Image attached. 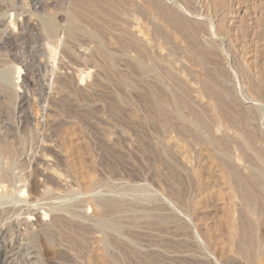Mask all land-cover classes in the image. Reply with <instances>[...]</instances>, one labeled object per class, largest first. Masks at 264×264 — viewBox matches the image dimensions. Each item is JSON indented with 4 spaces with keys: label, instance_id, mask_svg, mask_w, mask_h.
<instances>
[{
    "label": "rangeland",
    "instance_id": "1",
    "mask_svg": "<svg viewBox=\"0 0 264 264\" xmlns=\"http://www.w3.org/2000/svg\"><path fill=\"white\" fill-rule=\"evenodd\" d=\"M152 1L0 0V264H264V0Z\"/></svg>",
    "mask_w": 264,
    "mask_h": 264
},
{
    "label": "bare ground",
    "instance_id": "2",
    "mask_svg": "<svg viewBox=\"0 0 264 264\" xmlns=\"http://www.w3.org/2000/svg\"><path fill=\"white\" fill-rule=\"evenodd\" d=\"M76 1H80V0H76ZM88 2H92L91 4H93V5H95V1L96 0H87ZM151 1V0H150ZM156 1V0H155ZM155 1L153 0L151 3L155 6ZM113 2H114V0H113ZM78 3V2H77ZM84 2H82V4H83ZM97 3V2H96ZM98 3H101L100 2V0H98ZM103 3V2H102ZM109 3V2H108ZM116 3V2H115ZM157 3H158V0H157ZM80 4V3H79ZM81 5V4H80ZM99 5V4H98ZM104 6V5H103ZM109 6V5H108ZM95 7H96V5H95ZM153 7V6H152ZM157 8H158V4H157V6H156ZM159 7H161V8H158V9H162L163 7L162 6H159ZM98 8V7H97ZM100 8V7H99ZM110 8V7H109ZM111 9V8H110ZM153 9V8H152ZM155 10V9H154ZM159 10V11H160ZM161 12H163V9H162V11ZM160 13V12H159ZM164 14L163 15H165V11L163 12ZM162 15V14H161ZM166 17V16H165ZM164 18V17H163ZM72 19V18H71ZM71 19H70V21H71ZM179 20V19H178ZM184 20V19H183ZM73 21V20H72ZM70 22V27H71V29H70V31H69V33H68V35H70L71 37H73L74 36V34H75V32L78 30V28H77V26L73 23V22ZM174 21H175V19H174ZM182 21V20H181ZM50 22H52V23H49V20H48V23L49 24H47L48 26H44L45 24H43V26H44V28H46V27H48V31H47V29H45L46 30V32H48V34L50 33V35L52 34L53 35V33H55V31H54V29H55V27L56 26H54V24H53V21H50ZM186 22V21H185ZM176 25V24H175ZM183 25V24H182ZM186 25V24H185ZM178 26V25H177ZM33 28V27H32ZM36 28V27H35ZM182 28H185V27H182ZM193 28L189 25V27H188V29H186V32L188 33V35H189V39L187 38V40L189 41L190 40V42L192 43V45H193V47L195 48V49H197L198 50V48L196 47V39H195V33H194V30H192ZM195 29V28H194ZM56 30V29H55ZM122 34V33H121ZM51 35V36H52ZM188 35H187V37H188ZM90 36H92V35H90ZM188 45H190V44H188ZM192 45H190V47L192 46ZM198 45V44H197ZM199 47V46H198ZM99 50V49H98ZM203 50H206L205 48H203ZM209 50H211V49H209ZM207 52H209L208 50H206ZM54 51L53 50H49V54H50V56L52 57V54H54L53 53ZM97 52V51H96ZM197 52V51H196ZM206 52V53H207ZM99 53H100V51H99ZM200 53H201V51H200ZM206 53L205 52H202L201 54V58H202V60L204 59L205 60V58H206ZM101 54V53H100ZM54 56V55H53ZM110 57V56H109ZM108 57V59H112V58H109ZM138 58V57H137ZM143 58V57H142ZM137 61H136V67H137V69H139V70H144L145 69V64L142 62L143 61V59H142V61H141V59H136ZM203 60V61H204ZM147 70V69H146ZM210 81V80H209ZM54 85V84H53ZM215 85V84H214ZM84 86V85H83ZM85 88V87H84ZM209 89H212V88H209ZM16 91V90H15ZM158 91V90H157ZM211 91V90H210ZM156 92V91H155ZM218 92V91H217ZM216 92V93H217ZM20 93V92H19ZM157 93V92H156ZM213 94V93H212ZM21 95V94H20ZM50 95V94H49ZM155 95V94H154ZM216 95V94H215ZM145 96V95H144ZM220 96V95H219ZM222 96V98H223V94L221 95ZM146 97L150 100V103H152L153 105H154V102L153 101H155L154 100V98H153V93H152V90L150 89V90H148V92H147V94H146ZM215 97H217V96H215ZM158 98V97H157ZM221 98V97H220ZM177 99H179V98H177ZM216 99V98H215ZM162 100V99H161ZM161 100L159 99V101L161 102ZM180 100V99H179ZM222 100V99H221ZM221 100H219V98H218V101H219V103H220V101ZM59 101V100H58ZM217 101V100H216ZM224 101V100H223ZM156 102H157V100H156ZM164 102V101H163ZM223 103V102H222ZM225 103V102H224ZM23 95L20 97V99H19V104H18V111H21L22 110V107H23ZM158 104V103H157ZM156 104V105H157ZM233 105V104H232ZM153 107V106H152ZM157 108H158V105H157ZM160 108V107H159ZM7 109V108H6ZM111 109V108H110ZM112 109H113V107H112ZM162 109V108H161ZM234 109V108H233ZM114 110H115V107H114ZM118 110V109H117ZM120 110V109H119ZM151 110V109H150ZM159 110V109H158ZM109 111H111V110H109ZM113 111V110H112ZM162 110H160V112H156V120L160 123V122H162L163 121V119H164V115L162 114V112H161ZM164 112H165V110H163ZM115 112V111H114ZM163 112V113H164ZM36 113V112H35ZM116 113V112H115ZM166 113V112H165ZM164 113V114H165ZM243 113V112H242ZM155 114V113H154ZM153 117V116H152ZM166 117L168 118V116L166 115ZM33 120H34V118H33ZM32 120V121H33ZM241 120V119H240ZM164 122H165V120H164ZM200 122V121H199ZM244 122V121H243ZM246 122H247V119L245 120V124L244 125H248V124H246ZM29 123V122H28ZM166 123V122H165ZM170 123V122H169ZM172 123V122H171ZM201 123V122H200ZM24 123L23 122H21L18 126H20L19 128H24L25 126L23 125ZM27 124V123H26ZM163 124V123H162ZM162 124H160V126L162 125ZM242 124V123H241ZM165 125V124H164ZM164 125H163V127L162 128H165L164 127ZM243 125V126H244ZM24 126V127H23ZM245 128V127H244ZM212 141V140H211ZM244 141V140H243ZM209 142V141H208ZM212 142H214V141H212ZM215 142H217L216 144L219 146V148L223 151V150H227L228 149V146L229 145H227L226 144V142L223 140V138H221L220 140H216ZM214 142V143H215ZM212 144V143H211ZM215 144V145H216ZM217 146V147H218ZM249 146V145H248ZM144 147V146H143ZM258 149V148H257ZM229 150V149H228ZM258 151V150H257ZM260 151V150H259ZM224 153V152H223ZM257 153V152H256ZM229 154V153H228ZM233 154V153H232ZM258 154H260V153H258ZM222 155V154H221ZM262 155V154H261ZM233 156V155H232ZM250 156V155H249ZM227 157H228V155H227ZM230 157V156H229ZM258 157H260L259 155H258ZM261 157H263L264 158V156H261ZM229 159V158H228ZM236 159V158H235ZM225 160V159H224ZM227 160V159H226ZM226 160H225V162H226ZM223 161V160H222ZM246 161V160H245ZM224 162V161H223ZM232 163V162H231ZM256 163V162H255ZM225 163H223V165H224ZM225 167H227V168H229L228 167V164L226 163L225 165H224ZM229 166H230V164H229ZM29 168V167H28ZM232 168H229L228 170H230L232 173H233V175H234V177L235 178H237L236 180L239 182V185L242 187V189H243V191H244V195L243 196H245V198H247V200L248 199H251L252 197H254L255 195H256V193H259V196H261L260 194H262V195H264V169H260L259 171V173L258 174H255V175H253V176H248L249 177V179H242V178H240V177H238L237 176V174H236V172H235V170H234V168L231 170ZM2 171H3V169H2ZM1 170H0V181L1 182H3V177H5V178H8L9 177V175L7 174V173H3ZM4 172H5V170H4ZM230 172V173H231ZM42 175V174H41ZM174 175V174H173ZM173 175H172V177H173ZM44 176V175H43ZM35 192V191H34ZM44 192V191H43ZM43 192H41V193H43ZM256 192V193H255ZM37 194V193H36ZM255 194V195H254ZM33 197V196H32ZM31 197V198H32ZM38 197V196H37ZM262 197V196H261ZM30 198V197H29ZM254 199V198H253ZM252 199V200H253ZM256 199H257V196H256ZM21 201V200H20ZM110 201V200H109ZM5 202V201H4ZM26 202V201H25ZM112 202H113V200H112ZM121 202V201H120ZM249 202L250 201H248V204H249ZM255 201H253V203H254ZM19 203V202H18ZM106 203H107V201H106ZM111 203V202H110ZM114 203H115V201H114ZM114 203H113V205H114ZM251 203V202H250ZM253 203H251V204H253ZM118 205H119V203H117ZM117 204L115 203V205L114 206H116L117 207ZM255 204V203H254ZM108 205V204H107ZM111 206H113L112 204H110ZM257 206H256V208L258 209L259 208V205H261V203L259 204L258 202H257V204H256ZM263 205V204H262ZM253 207V206H252ZM252 207H249V208H252ZM3 208V207H2ZM109 208V207H108ZM110 208H112V207H110ZM49 209V208H48ZM253 209V208H252ZM111 210V209H110ZM251 211V210H250ZM83 212V211H82ZM251 213H253V211L251 212ZM30 214H31V210H29L28 208H24V207H12V209H8V208H5V210L3 209V210H1V212H0V217L1 218H3V219H5V220H7V219H9V218H11L12 216H14V215H20V216H25V219L27 218V217H29L30 216ZM67 214V213H66ZM103 214V213H102ZM102 214H100L99 213V215H102ZM42 215H44V214H42ZM95 215V214H94ZM98 215V216H99ZM46 216V215H45ZM59 216V215H58ZM62 216V215H61ZM57 217L56 216V218L53 220V221H51V222H53L54 224V228H56V230L57 231H61V229L64 227V228H69V229H71L72 231H75L76 233L77 232H79V231H86L89 227H86L85 226V224L83 225V224H80V223H76L75 222V220L73 221V219H72V222H70V221H66L67 219H65V220H63V218L62 217H64V216H62V217ZM41 217H43V216H41ZM70 217V216H69ZM73 217V216H72ZM102 217V216H101ZM36 219H38L37 217H35ZM67 218V217H66ZM69 219V218H68ZM76 219V218H75ZM52 220V219H51ZM246 220V219H245ZM4 221V220H3ZM31 221V220H30ZM33 221H34V219H33ZM81 221V220H80ZM189 221V220H188ZM73 222H75V223H73ZM79 222V221H78ZM115 223H117V222H115ZM127 223H129V222H127ZM156 223V222H155ZM246 223V222H245ZM249 223V222H248ZM110 224V223H109ZM118 224V223H117ZM26 226H28L29 225V223L28 222H26V224H25ZM34 225V224H33ZM115 225V224H114ZM249 225H251V224H249ZM110 226V225H109ZM113 226V225H112ZM117 226V225H116ZM116 226H114V227H116ZM106 227V226H105ZM119 227H120V225H119ZM245 227H246V225H245ZM29 228V227H28ZM63 228V229H64ZM109 228V227H108ZM111 228V227H110ZM120 228H122V227H120ZM7 229V228H6ZM62 229V230H63ZM114 229V228H113ZM119 229V228H118ZM89 230H90V228H89ZM121 230H123V229H121ZM63 231H65V229L63 230ZM67 231V230H66ZM109 231V230H108ZM119 231V230H118ZM8 232V231H7ZM7 232H6V230L4 231H1L0 230V249H1V247H2V243L3 242H5L6 241V238H7ZM62 232V231H61ZM120 232V231H119ZM249 232V231H248ZM67 232H65V234H66ZM69 233V232H68ZM67 233V234H68ZM71 233V232H70ZM74 233V232H73ZM56 234H58V232L56 233ZM62 234V233H61ZM60 234V236H62ZM249 234V233H248ZM9 235V234H8ZM120 235V234H119ZM70 236V235H69ZM105 236V235H104ZM53 237V236H52ZM51 236H49V237H47L48 239V241L49 242H54L55 240H56V238L54 237V238H52ZM57 237V236H56ZM63 237V236H62ZM68 237V236H67ZM115 237V236H114ZM119 237V236H118ZM249 237H251V236H249ZM249 237L247 238V229H245V231L244 232H242V235H240V241H242L243 243L239 246L238 244V246H239V249L241 250V251H244V250H246L245 249V246L248 244V245H250L249 243H246L247 242V240L249 239ZM105 238H107V237H105ZM109 238V237H108ZM120 238V237H119ZM68 239V238H67ZM69 239H71L70 237H69ZM103 239V238H102ZM110 239V238H109ZM112 239V238H111ZM111 239H110V241H111ZM113 239H115V238H113ZM112 239V240H113ZM251 239V238H250ZM249 239V240H250ZM8 240V239H7ZM63 241H64V239H62ZM72 240V239H71ZM83 240V239H82ZM108 239H104L103 240V242H102V247H103V251H106V249L108 250V247H107V245L108 244H106V241H107ZM237 240V239H236ZM252 240V239H251ZM59 241V240H58ZM73 241V240H72ZM72 241H69V245L71 244V248H72ZM239 241V240H238ZM60 242V241H59ZM121 240H118V239H115V240H113V242H110L109 244H111V246H113L114 248H116V249H119L120 248V245H122L121 244ZM250 242V241H249ZM254 242V241H253ZM66 243H67V241H66ZM74 243V242H73ZM130 243V242H129ZM251 243V242H250ZM8 245V244H7ZM61 246H63V245H61ZM75 246V245H74ZM253 246V245H252ZM259 246V245H258ZM66 247V246H65ZM70 247V246H69ZM76 247V246H75ZM79 247V246H78ZM107 247V248H106ZM248 247V246H247ZM204 248V247H203ZM3 249H5L4 247H3ZM70 250V249H69ZM239 250V251H240ZM4 251V250H3ZM72 251V250H71ZM76 251V250H75ZM122 251V249H120V252ZM133 251V250H132ZM237 251H238V248H237ZM241 251L239 252V253H241ZM70 252V251H69ZM119 252V253H120ZM2 253V252H1ZM79 253V252H78ZM108 253H110V252H108ZM123 253V252H122ZM251 253V252H250ZM4 254H5V252H4ZM82 254H84V253H82ZM112 254V253H111ZM119 255V254H118ZM123 255V254H122ZM151 255V254H150ZM5 256H6V254H5ZM124 256V255H123ZM81 257V256H80ZM80 257H78V258H80ZM117 257L118 256H113V258L110 260V256H108L105 252H103V257H102V264H106V263H110V261H111V264L113 263V264H118V260H117ZM122 257V256H121ZM101 258V257H100ZM119 258V257H118ZM0 260H2V259H0ZM120 264H121V262H120Z\"/></svg>",
    "mask_w": 264,
    "mask_h": 264
}]
</instances>
